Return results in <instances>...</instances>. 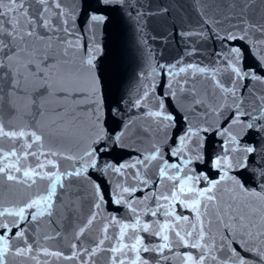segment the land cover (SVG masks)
Returning <instances> with one entry per match:
<instances>
[{"label": "snow or ice", "instance_id": "obj_1", "mask_svg": "<svg viewBox=\"0 0 264 264\" xmlns=\"http://www.w3.org/2000/svg\"><path fill=\"white\" fill-rule=\"evenodd\" d=\"M0 264H264V0H0Z\"/></svg>", "mask_w": 264, "mask_h": 264}, {"label": "water", "instance_id": "obj_2", "mask_svg": "<svg viewBox=\"0 0 264 264\" xmlns=\"http://www.w3.org/2000/svg\"><path fill=\"white\" fill-rule=\"evenodd\" d=\"M112 49H113L112 52L113 59H119L120 57H123L124 66L130 72L131 66L128 62L127 54L124 51L123 42L121 41L118 43L114 40L112 43Z\"/></svg>", "mask_w": 264, "mask_h": 264}]
</instances>
